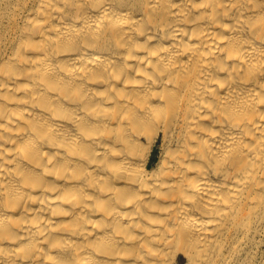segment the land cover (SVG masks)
Wrapping results in <instances>:
<instances>
[{"label":"bare ground","instance_id":"1","mask_svg":"<svg viewBox=\"0 0 264 264\" xmlns=\"http://www.w3.org/2000/svg\"><path fill=\"white\" fill-rule=\"evenodd\" d=\"M0 264H264V0H0Z\"/></svg>","mask_w":264,"mask_h":264},{"label":"rangeland","instance_id":"2","mask_svg":"<svg viewBox=\"0 0 264 264\" xmlns=\"http://www.w3.org/2000/svg\"><path fill=\"white\" fill-rule=\"evenodd\" d=\"M158 153H159V150H158V147H156L154 149L153 154H152L151 159H150L151 164H152V162L156 161Z\"/></svg>","mask_w":264,"mask_h":264}]
</instances>
